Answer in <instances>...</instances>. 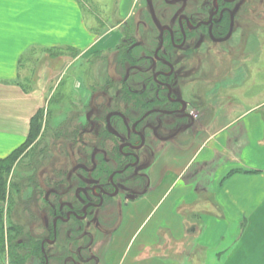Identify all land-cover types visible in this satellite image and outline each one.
Listing matches in <instances>:
<instances>
[{
    "label": "flooded vegetation",
    "instance_id": "af4514ba",
    "mask_svg": "<svg viewBox=\"0 0 264 264\" xmlns=\"http://www.w3.org/2000/svg\"><path fill=\"white\" fill-rule=\"evenodd\" d=\"M143 3L142 17L122 22L114 45L77 57L89 66L92 56L99 58L103 76L88 85L86 80L88 91L73 94L64 119L53 125V174L43 184L29 170L20 182L32 193L22 198L29 232L19 242H39L34 264H103L95 248L116 234L127 205L147 190L146 170L157 151L170 140L181 143L214 111L219 89H200L197 64L210 56L212 45L241 37V12L248 14L249 1ZM48 125L45 116L40 136L22 158L42 143Z\"/></svg>",
    "mask_w": 264,
    "mask_h": 264
},
{
    "label": "crops",
    "instance_id": "0c3cea01",
    "mask_svg": "<svg viewBox=\"0 0 264 264\" xmlns=\"http://www.w3.org/2000/svg\"><path fill=\"white\" fill-rule=\"evenodd\" d=\"M137 1L120 0L126 14L115 27ZM104 33L88 26L75 0H0V158L25 142L58 80L47 61L26 90L23 58L60 47L88 54ZM249 78L230 89H246ZM220 93L198 131L157 151L147 190L127 205L116 234L95 248L103 264H198L231 230L238 235L223 264H264V101Z\"/></svg>",
    "mask_w": 264,
    "mask_h": 264
},
{
    "label": "rangeland",
    "instance_id": "374dc122",
    "mask_svg": "<svg viewBox=\"0 0 264 264\" xmlns=\"http://www.w3.org/2000/svg\"><path fill=\"white\" fill-rule=\"evenodd\" d=\"M75 1L81 7L88 26L93 28L97 33L105 32L103 35L104 39L100 42L99 48L114 45V43L118 41L122 31L121 27L118 28L115 27V25L119 23L124 17V14H126L124 8H119L120 0ZM143 1L144 0L137 1L131 15L127 18L128 21L135 23L136 19L142 17V12L147 9ZM248 1V14H244V11L241 12L242 18L240 24L242 30H239L241 37H236V39L229 44L212 45L211 47L213 50L210 53V56H202V63L199 62L197 64L198 68L202 71V74L198 73L197 76L204 80L202 82V87L200 88L204 93L214 92L213 88L215 87L221 90L220 96L228 98L233 96V92L238 93L239 97H244L245 92L247 94L249 93L247 101L255 104L256 102L264 101V0ZM140 2L142 3L137 8ZM247 15H249V21H247V17L244 19V16ZM246 22H248V27H246V30H248L245 32L243 29L244 26H247ZM247 32L248 36H245V33ZM61 48L39 52L41 54L38 56H35V52H32L22 60L21 68L25 71L27 77L22 81V85L28 91L32 90L31 88L33 87V84L36 83L35 78L39 76L38 71L40 70V66L47 61H49L52 66H55L54 70H59L57 72L58 80H55V82L52 83V88L54 89V87H56L55 95L52 98L53 94H50L51 97L49 95V98L43 107L45 112L44 117L47 116L49 125L41 139L42 143L38 142L36 146L31 148L32 152L35 150L33 152L34 155L32 153L29 157L22 158L21 156L19 158L18 162H16L13 167L10 176V183H13L12 185H14L13 194L11 195L14 201L11 217L14 222L19 225L21 223V226L27 230L24 232V228H22V234L29 232V229L25 225V217L27 215L21 204L22 198H25L28 194L32 193V190L26 191L24 190L23 185L22 187H19L15 186V184L22 182L23 177L29 176L32 172H34L36 178H39V181H43V184H45L44 182L47 178L53 174V162L57 159L54 152L58 153L57 150H54L52 144L54 135L53 131H55L53 125L64 119L63 112L69 110L68 107L71 100L68 99L74 97L73 94H78L80 96L84 91H88L86 80L88 85L89 83L98 81L99 75L101 77L103 76L102 62L98 60L99 58L97 59L92 56L91 66H89L90 64L88 65V62L84 60V57H86L87 54L79 55L81 52L79 49L73 51V49ZM111 54L108 53L107 56ZM60 55H64L65 57L57 59L56 57H59ZM78 56L84 57L77 59ZM57 63H59L58 68H56ZM250 67H252V69L249 74ZM248 76L250 77V80L246 89L238 88L239 92L230 89L235 85H240L239 83L244 81ZM54 77H56V75ZM46 108L47 110L49 109L48 112H46ZM261 112H264V108L261 109ZM66 122L67 121H65V123ZM43 144L48 146V149H45L46 147L44 148ZM46 152H48V154ZM60 159H65V155L60 153ZM27 170L28 172L24 173V171ZM29 170H32V172ZM15 189L17 190L15 191ZM7 205L8 202H5L4 206L6 207V210L8 208ZM237 235L238 233L236 231L233 232L231 230L224 238L221 248L204 251L202 255L199 254V256H204V259L198 264H223L224 257L227 253L224 251L227 246L232 244ZM194 253H196V250ZM217 253H220L221 256H218ZM4 264H10L9 259H7Z\"/></svg>",
    "mask_w": 264,
    "mask_h": 264
},
{
    "label": "trees",
    "instance_id": "16d2710c",
    "mask_svg": "<svg viewBox=\"0 0 264 264\" xmlns=\"http://www.w3.org/2000/svg\"><path fill=\"white\" fill-rule=\"evenodd\" d=\"M44 114V109H39L31 118L25 142L8 156L0 158V264H4L7 259H9L10 264H34L41 254L38 241L35 240L31 245L25 239L19 242V238L23 237L22 226L14 222L11 217L12 207L14 206L11 195L13 194L14 185L10 183V176L13 167L23 152L40 136L45 121ZM15 186L20 187V183L15 184ZM5 202H8L7 210L4 206Z\"/></svg>",
    "mask_w": 264,
    "mask_h": 264
}]
</instances>
